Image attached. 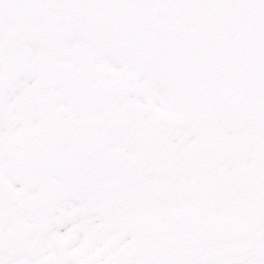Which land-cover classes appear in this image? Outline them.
<instances>
[{
    "label": "snow or ice",
    "instance_id": "snow-or-ice-1",
    "mask_svg": "<svg viewBox=\"0 0 264 264\" xmlns=\"http://www.w3.org/2000/svg\"><path fill=\"white\" fill-rule=\"evenodd\" d=\"M0 264H264V0H0Z\"/></svg>",
    "mask_w": 264,
    "mask_h": 264
}]
</instances>
